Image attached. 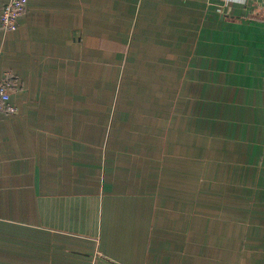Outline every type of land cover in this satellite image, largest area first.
Here are the masks:
<instances>
[{
  "label": "crops",
  "instance_id": "1",
  "mask_svg": "<svg viewBox=\"0 0 264 264\" xmlns=\"http://www.w3.org/2000/svg\"><path fill=\"white\" fill-rule=\"evenodd\" d=\"M252 14L244 0H27L0 27L16 108L0 110V264H264Z\"/></svg>",
  "mask_w": 264,
  "mask_h": 264
},
{
  "label": "built area",
  "instance_id": "2",
  "mask_svg": "<svg viewBox=\"0 0 264 264\" xmlns=\"http://www.w3.org/2000/svg\"><path fill=\"white\" fill-rule=\"evenodd\" d=\"M252 3L251 12L254 17L264 12V0H244ZM27 0H8L0 14V27L4 30H15L19 25V18L24 13ZM15 85V79L11 73H6L0 78V110L14 113L15 107L10 104L11 93Z\"/></svg>",
  "mask_w": 264,
  "mask_h": 264
},
{
  "label": "rangeland",
  "instance_id": "3",
  "mask_svg": "<svg viewBox=\"0 0 264 264\" xmlns=\"http://www.w3.org/2000/svg\"><path fill=\"white\" fill-rule=\"evenodd\" d=\"M246 4H248V7H250V9L252 8V3L250 2V1H246ZM252 17H254V15L252 14L251 15ZM15 79V78H14ZM12 94V93H11ZM10 104H12L11 103V101H10ZM13 106H14V104H12ZM15 107V106H14ZM16 109V108H15ZM16 111V110H15Z\"/></svg>",
  "mask_w": 264,
  "mask_h": 264
},
{
  "label": "trees",
  "instance_id": "4",
  "mask_svg": "<svg viewBox=\"0 0 264 264\" xmlns=\"http://www.w3.org/2000/svg\"><path fill=\"white\" fill-rule=\"evenodd\" d=\"M256 17V16H255ZM258 18H260V17H258Z\"/></svg>",
  "mask_w": 264,
  "mask_h": 264
}]
</instances>
